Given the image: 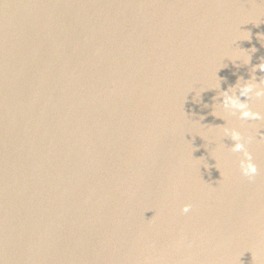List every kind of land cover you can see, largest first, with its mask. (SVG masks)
<instances>
[{
	"label": "water",
	"instance_id": "water-1",
	"mask_svg": "<svg viewBox=\"0 0 264 264\" xmlns=\"http://www.w3.org/2000/svg\"><path fill=\"white\" fill-rule=\"evenodd\" d=\"M260 63L264 0H0V261L264 264Z\"/></svg>",
	"mask_w": 264,
	"mask_h": 264
},
{
	"label": "clouds",
	"instance_id": "clouds-1",
	"mask_svg": "<svg viewBox=\"0 0 264 264\" xmlns=\"http://www.w3.org/2000/svg\"><path fill=\"white\" fill-rule=\"evenodd\" d=\"M244 63H250V57L244 60ZM260 71L264 73V63H260L253 67V73ZM249 80L244 83L238 82L237 85L233 86L228 90H224L221 93V105L220 108L224 113L231 116L239 117L241 121H261L264 120V114L260 111L253 110L250 103L253 99L256 101L264 100V81L260 83ZM219 87V85H217ZM238 89V94H237ZM245 99H241V98ZM225 136L230 137L234 144L231 147V151L234 153H243V158L239 160V168L243 176L254 179L259 172L256 163L253 162L252 153L248 150L247 144L251 143L253 137H245L244 134L237 128H224ZM260 138H264V132L261 129L258 130ZM191 205L185 204L182 211L189 213L191 211ZM0 264H3L0 261Z\"/></svg>",
	"mask_w": 264,
	"mask_h": 264
}]
</instances>
